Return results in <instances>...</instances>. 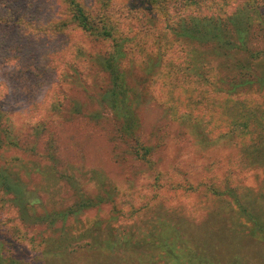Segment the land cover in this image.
Segmentation results:
<instances>
[{"label": "rangeland", "instance_id": "1", "mask_svg": "<svg viewBox=\"0 0 264 264\" xmlns=\"http://www.w3.org/2000/svg\"><path fill=\"white\" fill-rule=\"evenodd\" d=\"M27 1L47 17L46 0ZM118 1L117 41L69 9L60 50L25 36L0 45V167L36 197L24 215L0 188L4 264H264V0H196L146 27ZM188 11L236 46L184 36L176 17ZM120 50L139 145L103 100L104 63Z\"/></svg>", "mask_w": 264, "mask_h": 264}, {"label": "trees", "instance_id": "2", "mask_svg": "<svg viewBox=\"0 0 264 264\" xmlns=\"http://www.w3.org/2000/svg\"><path fill=\"white\" fill-rule=\"evenodd\" d=\"M59 1H63L66 7L64 20L63 17L54 15V12L56 11L57 13L61 7ZM195 1L196 0H121V3L124 7H128L130 13L133 11L134 14L138 13L136 16L137 23L139 26L146 27L150 25V20H152V22L157 21V23L169 21L172 17L171 14H174V12H181L183 9H191ZM98 3L101 8L99 12H96L93 7L96 4L98 5ZM45 5L49 10L47 17L41 16L31 18L30 14L32 11L31 8H29L30 5L27 0H0V45L3 44V40L6 37L25 36L27 38L36 39L37 41L41 40L42 42L47 40L50 50H60V46L55 45V43L56 40L63 39L62 35L64 34V28L66 24H69V9L72 12L70 18L72 22H78L84 30L90 31V33L96 37H110L114 35L117 41L114 25L118 23L112 21V16L110 17L109 12H111V9H113V11L118 9V0H46ZM152 5H159L162 9L153 11L152 8H150ZM171 6H178V10H181L170 11ZM124 13L125 10L123 9L121 15ZM241 13L242 12L238 11L235 14V33L241 38H244L247 32V26L243 22L244 14L242 13L241 15ZM177 15L178 18L176 17V21L178 22L179 19H181V30L184 36L204 41L217 40L224 48L229 45L236 46L234 43H231L230 40L233 34L231 32H223L220 23L212 22L210 21L211 19L201 20L195 16L196 14H192V12L189 11L182 14L177 13ZM147 21L148 23H146ZM12 32H14V35H12ZM222 36H224V38ZM123 55V51L120 50L116 55L111 56L104 63L105 69L110 71L112 75L113 87L104 95L103 100L115 111L116 119H119V131L124 132L129 142L134 144L138 142L139 145V141L136 140V129L138 124L133 109V101L135 98L131 97L134 93L131 92L129 86L125 83V74L121 71L117 62ZM8 60L9 59L5 62H8ZM39 61L41 62V60ZM20 62L18 61L16 64L10 65L11 69L16 72H25L27 65L22 64V61ZM47 66V60L40 65L41 69H45ZM4 113H7V110L0 107V119ZM6 133L9 135L7 129L1 127L0 121V147L6 142L3 141V136H5ZM0 186V188L15 195L16 203L21 207L23 214L27 215V208L31 204H35L36 197H31L29 191L2 167H0ZM255 218L257 222L254 229L258 231L264 229V225L260 218ZM2 256L3 255L0 253V264H4L6 261Z\"/></svg>", "mask_w": 264, "mask_h": 264}]
</instances>
